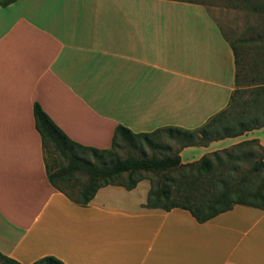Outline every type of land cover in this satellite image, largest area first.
<instances>
[{"label": "crops", "instance_id": "1", "mask_svg": "<svg viewBox=\"0 0 264 264\" xmlns=\"http://www.w3.org/2000/svg\"><path fill=\"white\" fill-rule=\"evenodd\" d=\"M236 73L235 52L202 5L0 6V254L18 264H264L260 209L237 205L199 223L184 209L145 208L149 180L104 187L77 205L49 182L35 125L38 103L71 140L100 150L119 126L194 131L228 107ZM249 141L264 149V127L207 146L166 143L192 164Z\"/></svg>", "mask_w": 264, "mask_h": 264}, {"label": "trees", "instance_id": "2", "mask_svg": "<svg viewBox=\"0 0 264 264\" xmlns=\"http://www.w3.org/2000/svg\"><path fill=\"white\" fill-rule=\"evenodd\" d=\"M17 1L0 0V6L7 7ZM171 1L202 4L197 0ZM232 2L264 16V0ZM258 38L263 42V37ZM245 43L246 40L230 42L236 57L237 87L228 107L194 131L169 128L136 134L119 126L112 147L100 150L71 140L36 103L35 125L42 139L51 185L77 205L87 207L104 187L122 186L131 191L139 182L149 180L151 189L145 208L184 209L199 223H206L237 205L264 211V149L258 141L242 143L192 164H183L179 149L173 151L166 143L169 139L180 149L207 146L264 127V81L249 86L241 84L242 73L249 68L240 54L242 48L246 49ZM125 148L136 150L139 157L121 159L120 151ZM251 158L257 159L251 162ZM244 164L250 166L245 173ZM0 257L5 264H18L1 254ZM34 264L64 263L55 257H45Z\"/></svg>", "mask_w": 264, "mask_h": 264}, {"label": "rangeland", "instance_id": "3", "mask_svg": "<svg viewBox=\"0 0 264 264\" xmlns=\"http://www.w3.org/2000/svg\"><path fill=\"white\" fill-rule=\"evenodd\" d=\"M171 1V0H168ZM202 2L203 7L207 10L208 16L212 23L219 29L221 34L229 41L246 40V49H241L240 54L246 61L249 68L242 73V85H253L256 82L264 81V16L253 13L246 8L235 6L232 0H197ZM180 2V1H178ZM183 2V1H182ZM188 3V2H183ZM166 4H161L160 8L165 9ZM258 37H263V42H259ZM240 47V44L238 45ZM263 60V62H261ZM151 154V152H148ZM129 156L139 157V153L130 148H125L120 151L121 159ZM243 173L250 166L243 165ZM146 184L141 185V189L145 188ZM0 264H5L0 257Z\"/></svg>", "mask_w": 264, "mask_h": 264}]
</instances>
